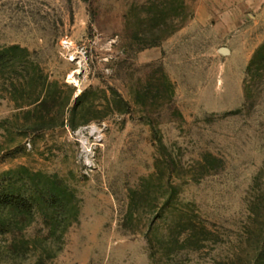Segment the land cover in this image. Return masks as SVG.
<instances>
[{
    "label": "rangeland",
    "instance_id": "1",
    "mask_svg": "<svg viewBox=\"0 0 264 264\" xmlns=\"http://www.w3.org/2000/svg\"><path fill=\"white\" fill-rule=\"evenodd\" d=\"M0 264H264V0H0Z\"/></svg>",
    "mask_w": 264,
    "mask_h": 264
},
{
    "label": "trees",
    "instance_id": "2",
    "mask_svg": "<svg viewBox=\"0 0 264 264\" xmlns=\"http://www.w3.org/2000/svg\"><path fill=\"white\" fill-rule=\"evenodd\" d=\"M26 204V203H25ZM8 205H10L9 207H10V209H9V215L11 216L12 215V212L11 211H17V210H19V204H17V203H14V204H8ZM25 207V206H24ZM28 215H30V214H27V213H21V216H22V219H26V217H28Z\"/></svg>",
    "mask_w": 264,
    "mask_h": 264
}]
</instances>
